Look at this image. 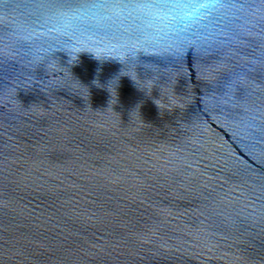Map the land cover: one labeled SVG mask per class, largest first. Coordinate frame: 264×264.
Returning <instances> with one entry per match:
<instances>
[{
  "label": "water",
  "instance_id": "1",
  "mask_svg": "<svg viewBox=\"0 0 264 264\" xmlns=\"http://www.w3.org/2000/svg\"><path fill=\"white\" fill-rule=\"evenodd\" d=\"M0 264H264V0H0Z\"/></svg>",
  "mask_w": 264,
  "mask_h": 264
},
{
  "label": "clouds",
  "instance_id": "2",
  "mask_svg": "<svg viewBox=\"0 0 264 264\" xmlns=\"http://www.w3.org/2000/svg\"><path fill=\"white\" fill-rule=\"evenodd\" d=\"M139 7L149 10H155L157 12H161V9H168L169 11L175 10V9H186V10H193L197 9L198 7L201 10L206 9L207 5H196V4H183V3H175L170 5H160V6H153L151 4H145L140 5Z\"/></svg>",
  "mask_w": 264,
  "mask_h": 264
},
{
  "label": "snow or ice",
  "instance_id": "3",
  "mask_svg": "<svg viewBox=\"0 0 264 264\" xmlns=\"http://www.w3.org/2000/svg\"><path fill=\"white\" fill-rule=\"evenodd\" d=\"M112 7H119V4H113Z\"/></svg>",
  "mask_w": 264,
  "mask_h": 264
}]
</instances>
